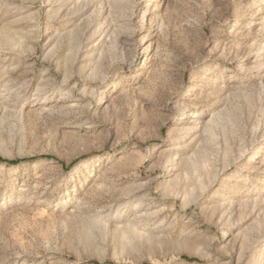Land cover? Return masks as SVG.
<instances>
[{"label": "rangeland", "instance_id": "1", "mask_svg": "<svg viewBox=\"0 0 264 264\" xmlns=\"http://www.w3.org/2000/svg\"><path fill=\"white\" fill-rule=\"evenodd\" d=\"M103 2L0 0V264H264V0Z\"/></svg>", "mask_w": 264, "mask_h": 264}, {"label": "bare ground", "instance_id": "2", "mask_svg": "<svg viewBox=\"0 0 264 264\" xmlns=\"http://www.w3.org/2000/svg\"><path fill=\"white\" fill-rule=\"evenodd\" d=\"M82 3L84 4V6H87V5H98L97 7H99V10H100V16L103 14L104 10H105V5H104V2L103 0H79V4ZM99 30V29H98ZM97 33V32H96Z\"/></svg>", "mask_w": 264, "mask_h": 264}]
</instances>
